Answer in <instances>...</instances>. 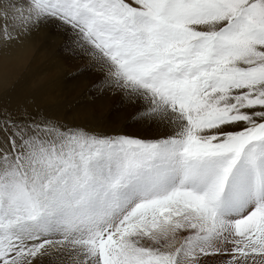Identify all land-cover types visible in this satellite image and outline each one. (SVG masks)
<instances>
[{
    "label": "snow or ice",
    "instance_id": "6c2138e0",
    "mask_svg": "<svg viewBox=\"0 0 264 264\" xmlns=\"http://www.w3.org/2000/svg\"><path fill=\"white\" fill-rule=\"evenodd\" d=\"M42 28L136 131L0 110V264H264V0H0Z\"/></svg>",
    "mask_w": 264,
    "mask_h": 264
},
{
    "label": "rangeland",
    "instance_id": "374dc122",
    "mask_svg": "<svg viewBox=\"0 0 264 264\" xmlns=\"http://www.w3.org/2000/svg\"><path fill=\"white\" fill-rule=\"evenodd\" d=\"M43 30H45V29H43ZM45 35H46V37H50L47 39L48 41L50 39L53 41V44H51V46L56 44V46L53 48L52 53L50 54L53 63H55V65L53 66V68L51 70V77L53 80L51 81L52 82L51 88L49 89L50 97H52V99H50V101L52 104L55 103L54 104V110L55 111L56 110L63 111V110H61V108H59L60 103L65 101L67 98L63 94L70 96L69 93L76 90L75 88L73 89V86L71 85V83H72L71 81L74 79L75 83H77V82L79 83L80 91H77V94H78L77 98L78 99L73 100V101L67 100L66 102H69L68 105H66V106L64 105L61 107L68 109L71 104H73L72 105L73 107H77L78 103H81L82 101H83L82 102L83 104H85V103L87 104V103H90L92 101L90 104H94V103H100L101 104L102 107L98 105L99 108L101 107V109H103V110H101V114L99 116H90V115L87 116V119L89 120V122H88V120H86L84 123H81V122L80 123H73V122L70 123L67 121L66 116L62 117L61 112H55L54 111V112L50 113V112L44 111L43 110L44 108L42 110L35 109V107L33 106L34 102H32V99L28 96V94H26V92L21 93L23 96L17 97L15 95L16 92H15L13 84L10 87H8V89H6L7 92H9V93L6 96L0 97V110L7 108L9 110L26 109L27 111L32 112V113L41 112V113L50 115L51 117H54L56 119L59 118V120L64 121L66 123L85 127V128H88L90 130H93V131L99 132V133L112 134V133H116V132H120V133L130 132L129 131L130 129L128 130V128H130L129 127V120L131 117V109L126 114L125 113L123 114L121 111V108H123L124 106H122L121 99L119 96L113 95L111 93H104V92H99L97 90H94L95 89L94 85L98 79V74L89 68L86 61L81 60V59H77L65 51V38L60 32H58L54 29L47 28L45 30ZM16 44L17 43H15L14 45H10V46L14 48ZM0 49H3V48H0ZM7 49H8V47H7ZM69 63H71V66L69 65ZM65 64L68 66L66 67ZM56 67H58V68H56ZM55 68H56V70H55ZM63 70H65V71H63ZM73 70H74V72H73ZM75 70H76V72H75ZM60 71H61V73H60ZM85 75L88 77H86ZM68 84H70V85H68ZM59 88H61V90ZM38 92H37V94H38ZM25 94H26V96H24ZM54 94H56V95H54ZM85 95H87V96H85ZM74 98H76V97H74ZM84 100H85V102H84ZM98 101H100V102H98ZM31 103H33V104H31ZM94 106H96V105H94ZM128 113H130V114H128ZM96 121H97V123H96ZM133 132H135V131H133ZM225 258L226 257H210V258H207L206 264H222V262Z\"/></svg>",
    "mask_w": 264,
    "mask_h": 264
},
{
    "label": "bare ground",
    "instance_id": "6f19581e",
    "mask_svg": "<svg viewBox=\"0 0 264 264\" xmlns=\"http://www.w3.org/2000/svg\"><path fill=\"white\" fill-rule=\"evenodd\" d=\"M43 29L46 30L47 28H43ZM43 29H41L38 32H34L31 36L27 37L22 43H17L14 48L9 46L8 49L7 48L0 49V97L6 96L9 93V92H7L6 89H8V87H10L13 84L15 92H16L15 95L17 97L23 96L21 93L26 92V94H28V96L32 99V102H34L33 106L35 107V109L42 110L44 108L43 109L44 111L52 113L55 111L54 110V104L55 103L52 101L54 103V104H52L50 101V99H52V97H50L49 89L51 88V83H52L51 81L53 80L51 77V70H52L53 66L55 65V63H53L50 54L52 53L53 48L56 46V44L51 46V44H53V41L51 39L49 41L47 40L50 37H46L45 30H43ZM14 44H12V45H14ZM69 65L71 66V63H69ZM67 66L68 65H66V67ZM56 68H58V67H56ZM56 68H55V70H56ZM63 71H65V70H63ZM73 72H74V70H73ZM75 72H76V70H75ZM60 73H61V71H60ZM86 77H88V76H86ZM71 82H72L71 85L73 86V89L75 88L76 90L73 92H70L69 93L70 96L63 94L65 97H67L66 100L61 102L62 104L60 103V106H59V108H61V110H63V111L56 110L55 112H61L62 117L66 116L67 121L70 123H72V122L73 123H80V122L84 123L86 120H88L87 116H89V115L90 116H99L101 114V110H103V109H101L102 106L100 103L90 104L92 101L90 103H87V104L86 103L83 104L82 103L83 101H82L81 103H78L77 107H73L72 106L73 104H71L68 109L61 107L64 105L65 106L68 105L69 102H66L67 100L73 101V100L78 99L77 98L78 97L77 91H80L79 83L78 82L75 83L74 79ZM68 85H70V84H68ZM59 89L61 90V88H59ZM94 90H96V89H94ZM37 92H38V94H37ZM26 94L24 96H26ZM54 95H56V94H54ZM85 96H87V95H85ZM74 97H76V98H74ZM84 102H85V100H84ZM98 102H100V101H98ZM31 104H33V103H31ZM94 105H96V106H94ZM98 105L101 107L99 108ZM129 110L130 109L126 108V107L121 108V111L123 114L124 113L126 114ZM128 114H130V113H128ZM88 122H89V120H88ZM96 123H97V121H96ZM128 130L130 132L136 131V129H134V128H128Z\"/></svg>",
    "mask_w": 264,
    "mask_h": 264
}]
</instances>
